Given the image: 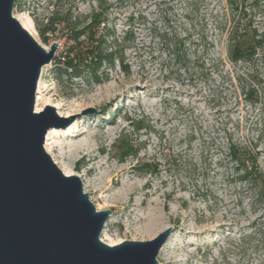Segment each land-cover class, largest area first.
Returning a JSON list of instances; mask_svg holds the SVG:
<instances>
[{
  "label": "rangeland",
  "instance_id": "obj_1",
  "mask_svg": "<svg viewBox=\"0 0 264 264\" xmlns=\"http://www.w3.org/2000/svg\"><path fill=\"white\" fill-rule=\"evenodd\" d=\"M231 1L15 3L14 16L31 17L41 44H58L36 111L103 108L54 128L49 140L55 154L86 148L71 166L97 209L113 211L101 239L148 240L171 227L159 264H264V0ZM95 14L100 23L87 29ZM250 24L263 41L234 61L233 46L252 40ZM83 29L80 40L93 33L102 60L67 68L71 35ZM231 144L259 153L263 177L243 178L252 159L244 165Z\"/></svg>",
  "mask_w": 264,
  "mask_h": 264
},
{
  "label": "water",
  "instance_id": "obj_2",
  "mask_svg": "<svg viewBox=\"0 0 264 264\" xmlns=\"http://www.w3.org/2000/svg\"><path fill=\"white\" fill-rule=\"evenodd\" d=\"M16 0H0V264H159L172 228L148 240L111 245L101 239L111 209L98 210L82 179L66 175L46 151L55 107L36 111L48 50L13 14Z\"/></svg>",
  "mask_w": 264,
  "mask_h": 264
},
{
  "label": "trees",
  "instance_id": "obj_3",
  "mask_svg": "<svg viewBox=\"0 0 264 264\" xmlns=\"http://www.w3.org/2000/svg\"><path fill=\"white\" fill-rule=\"evenodd\" d=\"M246 14V13H245ZM100 15L99 14H95L93 16V20L92 22L87 26L88 28L94 27L95 25L100 23ZM51 26V24H50ZM249 30L246 33H250L252 32V37H251V42L245 44L242 41H239L236 45L233 46V48L231 49L230 55L232 57V59L234 61H237L238 59L244 57V56H248L250 57L251 55L254 54L255 48L262 43L263 39L261 38H257L258 34H257V30H255L254 28L251 29V24L249 26ZM55 28H50L48 30H53ZM247 31V30H246ZM46 32V30H45ZM92 32V31H91ZM86 33L85 29L83 30H79V31H74V33L71 35V40L73 42V44L68 48L67 54L63 57V60L67 63V68L70 69H78L81 66H85L87 63H92L93 61L100 59L101 55H102V50L101 47L99 46V42L95 41L93 39V33H91L87 39L86 42H83L80 40L81 36L84 35ZM246 34H243V38ZM92 37V38H91ZM241 37V36H240ZM91 38V39H90ZM233 38V37H232ZM244 43L245 47L241 46L240 44ZM114 53L110 52V54H104V59L109 61L110 63H113L114 61ZM123 57H121V63H122V67L123 69L128 72L129 71V66L128 64H125L122 60ZM253 91V90H252ZM251 94L254 95V92H251ZM237 145L235 144H231V148H232V155L237 158L240 162H242L245 165V162L248 161L249 158L252 159V163L253 166H250V170L248 168H246L245 170V176L243 175V178H248V174L252 173V175H254V177L256 176H261L263 177L262 174H260L259 172V165H258V152L255 153H248L246 151H242L236 148ZM131 151H133V146L130 142H125L123 143V154L124 156L128 155L131 153ZM248 167V166H247ZM264 180V178H263Z\"/></svg>",
  "mask_w": 264,
  "mask_h": 264
},
{
  "label": "bare ground",
  "instance_id": "obj_4",
  "mask_svg": "<svg viewBox=\"0 0 264 264\" xmlns=\"http://www.w3.org/2000/svg\"><path fill=\"white\" fill-rule=\"evenodd\" d=\"M232 1H231V3H233ZM244 13H245V11H244ZM17 18H18V20L22 23V25L26 29H28L32 34H34V31H33V20L31 19V17H29L28 15H22L21 17H17ZM46 49L50 50L51 49V46H46ZM41 89H42V77L39 80V86H38V93H37V95H39V97L37 98V105H36V109L37 110H40L39 109V101L41 99V96H40ZM111 102H113V101L110 100V103ZM72 128H73V126H71L69 129H72ZM55 131H56V129L51 128L49 130L48 134H47L46 145H45L46 151L50 154V156L52 157V159L54 160V162L62 169V171L66 175H72V174L75 173V171H74L75 169L71 166V162L79 155V153H83L86 148L85 147H82L81 150L75 152V151L72 150V146H69V151H66V150H64L63 147H60L59 148V153L55 154L54 153V146L52 145V143L49 142L51 134L53 132H55ZM66 159H67V161H66ZM78 176L84 181L83 174H79L78 173ZM84 185H85L86 188L89 186V184L86 183V182H85ZM103 232H106V230H104ZM155 234H156V231L155 230H150V231L144 232V235L145 236H154ZM170 238H168L169 241H170ZM103 240L105 242L111 244V245H114L115 244L113 242L106 241V239H103ZM169 241L165 244V247L168 245ZM165 247L163 248V251H164Z\"/></svg>",
  "mask_w": 264,
  "mask_h": 264
}]
</instances>
